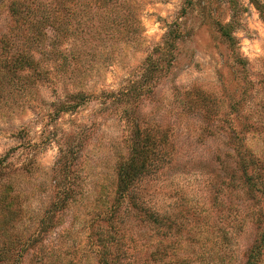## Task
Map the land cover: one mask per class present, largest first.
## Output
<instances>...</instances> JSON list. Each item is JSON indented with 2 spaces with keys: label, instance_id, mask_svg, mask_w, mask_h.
I'll return each instance as SVG.
<instances>
[{
  "label": "rangeland",
  "instance_id": "obj_1",
  "mask_svg": "<svg viewBox=\"0 0 264 264\" xmlns=\"http://www.w3.org/2000/svg\"><path fill=\"white\" fill-rule=\"evenodd\" d=\"M2 38L0 264L245 263L264 222L249 0H0ZM136 131L158 167L118 198Z\"/></svg>",
  "mask_w": 264,
  "mask_h": 264
},
{
  "label": "trees",
  "instance_id": "obj_2",
  "mask_svg": "<svg viewBox=\"0 0 264 264\" xmlns=\"http://www.w3.org/2000/svg\"><path fill=\"white\" fill-rule=\"evenodd\" d=\"M250 3L254 6V8L258 11L261 19L264 21V3L261 0H249ZM190 3V1H189ZM230 27V24H220L217 23V28L221 35L227 39H231V35L227 31ZM4 40L3 38L0 39V43H2ZM79 95H77L78 97ZM81 96V95H80ZM79 96V97H80ZM82 97V96H81ZM80 97V99H81ZM77 103H68L65 108L71 110L75 108ZM142 133L135 132L134 142L135 145L132 147V155L127 163V165H120L118 172H120V175L122 177L121 179V187L119 189V197L121 198L124 195V192L127 188L130 187V185L137 179L140 178L142 175H146L147 171H149L151 168L156 169L158 167V163L156 160H158V157H155L157 153L155 152L154 148L156 147V144L151 143L150 140L152 139V136L148 134L144 138ZM146 140V141H145ZM145 141V142H144ZM148 141V142H147ZM237 156L240 160V165L242 167V173L245 177V181L249 182L247 183L248 186H251L254 181L258 182L257 185H263V181L261 180V172L259 171V168L257 167L258 160L254 159L253 157H248L245 155V152H239L237 150ZM238 160V161H239ZM157 165V167H155ZM135 179V180H134ZM61 200V199H60ZM56 201L54 202L53 206L58 208L59 203L62 204L66 200L62 201ZM7 208V205H6ZM146 218L150 221H157L158 217L154 215H146ZM259 219H263L260 215ZM157 223V222H156ZM258 227L260 228V235L259 238L255 241V243L249 248L247 254H246V260L244 264H255L259 257L261 256V247L264 245V222H261L258 224ZM161 258V257H160ZM2 260V259H0ZM178 264H186L187 261L189 262L192 260L191 258L187 257H181L178 259ZM163 264H169V261L164 262Z\"/></svg>",
  "mask_w": 264,
  "mask_h": 264
}]
</instances>
